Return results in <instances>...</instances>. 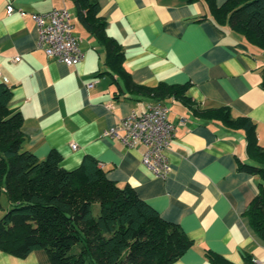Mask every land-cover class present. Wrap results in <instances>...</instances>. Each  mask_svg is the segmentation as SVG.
<instances>
[{
  "label": "crops",
  "instance_id": "obj_1",
  "mask_svg": "<svg viewBox=\"0 0 264 264\" xmlns=\"http://www.w3.org/2000/svg\"><path fill=\"white\" fill-rule=\"evenodd\" d=\"M96 1L108 34L123 46L124 66L137 84L188 83V95L200 108L229 106L235 117H250L264 146V49L228 24H218L205 0ZM225 1L216 0L219 6ZM7 3L0 0V71L7 78L0 77V83L12 88L9 106L22 113L23 149L40 159L56 150L69 170L91 155L110 179L134 187L194 241L172 264H212L206 250L234 264H243L248 255L264 264V239L247 214L263 180L239 169L241 162L251 161L245 131L199 116L167 97L162 102L176 125L166 151L172 172L166 179L156 176L142 162V143L129 147L103 133L157 99L131 92L109 71L104 46L81 24L73 0H12L26 11L24 17L8 15ZM55 7L73 8L82 26L74 30L85 54L77 65L49 57L37 46L38 28L31 14ZM16 56L21 59L14 61ZM90 82L95 83L88 88ZM0 264L52 262L44 249L24 257L0 249Z\"/></svg>",
  "mask_w": 264,
  "mask_h": 264
},
{
  "label": "trees",
  "instance_id": "obj_2",
  "mask_svg": "<svg viewBox=\"0 0 264 264\" xmlns=\"http://www.w3.org/2000/svg\"><path fill=\"white\" fill-rule=\"evenodd\" d=\"M190 2L197 0H189ZM215 21L228 24L250 43L264 49V0H205ZM84 28L106 50L105 62L131 92L146 94L163 104L174 97L199 116L218 119L246 133L250 162L239 169L263 180L247 214L264 239V146L256 122L235 117L229 106L200 108L188 95V83L137 84L124 66L125 52L107 32L96 0H73ZM264 87V70L263 81ZM12 88L0 83V208L5 193L10 206L0 217V249L24 257L34 250L47 251L52 264H172L194 245L182 227L166 220L130 184L110 179L99 161L85 155L80 166L65 169L62 155L52 150L40 159L24 150L23 116L9 106ZM212 264H234L220 254L205 251ZM243 264H257L252 256Z\"/></svg>",
  "mask_w": 264,
  "mask_h": 264
},
{
  "label": "built area",
  "instance_id": "obj_3",
  "mask_svg": "<svg viewBox=\"0 0 264 264\" xmlns=\"http://www.w3.org/2000/svg\"><path fill=\"white\" fill-rule=\"evenodd\" d=\"M18 12L24 17L26 11L17 9L12 0H8L7 14ZM32 19L38 28L37 46L49 56L56 58L67 65H77L85 57L81 48V40L75 34L72 15L66 7H55L44 13H32ZM16 56L14 61H19ZM0 77L7 80L0 71ZM95 82L87 84L88 88ZM169 106L160 103H151L143 112L133 110L123 117L115 126L104 131V135L119 139L129 147L142 143L145 151L142 162L156 176L166 179L172 172V166L166 151L169 149L176 133V125L169 119ZM184 121V118L181 119ZM77 149V144H72Z\"/></svg>",
  "mask_w": 264,
  "mask_h": 264
},
{
  "label": "rangeland",
  "instance_id": "obj_4",
  "mask_svg": "<svg viewBox=\"0 0 264 264\" xmlns=\"http://www.w3.org/2000/svg\"><path fill=\"white\" fill-rule=\"evenodd\" d=\"M69 11L71 13V15L73 16V21L75 22V31L77 32L79 29L81 30L82 29V26L80 25V23L77 21V18H76V13H75V10L73 8H69ZM1 203H2V208H0V217L6 212V210L9 208L10 206V203H9V200L6 196V194L4 193L1 197Z\"/></svg>",
  "mask_w": 264,
  "mask_h": 264
}]
</instances>
